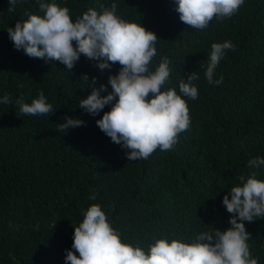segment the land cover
<instances>
[{
  "label": "trees",
  "instance_id": "trees-1",
  "mask_svg": "<svg viewBox=\"0 0 264 264\" xmlns=\"http://www.w3.org/2000/svg\"><path fill=\"white\" fill-rule=\"evenodd\" d=\"M57 2L75 19L112 0ZM8 8V0H0V95L13 100L0 104V264H66L74 226L97 202L125 239L145 246L153 235L190 240L201 230L229 226L222 198L240 175L247 176L248 160L264 156V0H245L231 17L213 18L203 29L180 20L175 0H118V15L156 33L153 67L166 56L171 69L164 88L178 91L179 80L194 70L200 76L198 98L187 100L190 127L172 149L157 148L139 160H128L96 124L111 105L96 116L78 106L93 77L96 86L107 84L120 65L100 70L81 55L67 70L58 60L28 56L14 47L7 28L25 19L26 9L41 10L36 0ZM223 40L236 47L217 66L222 82L209 84L204 65L211 44ZM40 91L54 112L20 113L15 99L23 94L30 102ZM65 116L85 124L59 132ZM93 191L95 201L89 199ZM245 226L250 251L264 264V218Z\"/></svg>",
  "mask_w": 264,
  "mask_h": 264
},
{
  "label": "clouds",
  "instance_id": "clouds-1",
  "mask_svg": "<svg viewBox=\"0 0 264 264\" xmlns=\"http://www.w3.org/2000/svg\"><path fill=\"white\" fill-rule=\"evenodd\" d=\"M245 0H175V9L181 21L192 28L203 29L216 18L223 20L235 14ZM23 0H8V11H15ZM40 13L25 10L23 20L7 28L16 49L30 57L46 61L58 60L73 69L81 55L96 62L100 70L120 65L116 73H109L107 84L89 81L91 92L79 99L78 106L96 116L98 127L125 150L128 160L147 159L157 148L170 150L177 143L178 134L191 125L188 99H197L199 73L195 70L180 79L176 87L163 86L170 78L169 58L162 57L153 67L158 39L153 30L140 21L128 20L117 14L118 0L110 6L89 7L72 18L70 9L57 0H36ZM42 13V14H41ZM236 46L231 40L211 44L204 77L209 84L218 85L223 76L216 69L226 50ZM108 85L111 91H108ZM23 87V84L19 85ZM106 92L107 94L102 95ZM5 93L0 104H12ZM14 104L27 115L53 113L43 91L27 102L21 94ZM85 124L79 116H65L57 123L59 132H66ZM247 176L240 175L238 183L227 190L222 198L229 226L201 230L193 238L153 235L147 245L132 243L113 226L100 203L90 204L83 218L74 226L73 243L66 251L65 261L70 264H259L252 255L248 240L250 232L245 221L264 218V156L248 160ZM90 200L95 201L93 191ZM78 252V255H77Z\"/></svg>",
  "mask_w": 264,
  "mask_h": 264
}]
</instances>
